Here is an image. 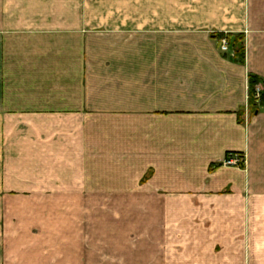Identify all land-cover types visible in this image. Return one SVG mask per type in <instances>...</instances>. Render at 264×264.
Returning <instances> with one entry per match:
<instances>
[{
  "label": "crops",
  "instance_id": "obj_1",
  "mask_svg": "<svg viewBox=\"0 0 264 264\" xmlns=\"http://www.w3.org/2000/svg\"><path fill=\"white\" fill-rule=\"evenodd\" d=\"M142 2L0 0V264L264 256V0Z\"/></svg>",
  "mask_w": 264,
  "mask_h": 264
},
{
  "label": "rangeland",
  "instance_id": "obj_2",
  "mask_svg": "<svg viewBox=\"0 0 264 264\" xmlns=\"http://www.w3.org/2000/svg\"><path fill=\"white\" fill-rule=\"evenodd\" d=\"M139 1V3L140 2H142V0H138ZM90 3H91V1H90ZM93 3V2H92ZM143 4V2L140 4V5H142ZM108 33L109 34H111V31H107L106 33H105V35H108ZM143 35V34H142ZM263 86H262V84H259L256 88H255V98L256 99H259L260 98V96H261V94L263 93ZM257 91H258V93H257ZM231 156H232V154H229V155H226V158L224 159V161L226 160V159H231ZM234 157H235V159L237 160V164H236V167H226V168H230V169H236V170H241V169H244V166H245V159H244V157L243 156H241V155H233ZM224 161H223V165H224ZM223 167H225V166H223ZM250 176V175H249ZM258 176V183L259 182H261L262 183V188H260L259 189V192H258V190H256L257 192H255V191H253V193L256 195V196H254V197H258L259 198V200H261V204H263V198H264V175H261V174H258L257 175ZM252 190H254V189H252ZM261 190V191H260ZM225 192H228V190L227 191H225ZM246 196V195H245ZM246 197H252V195H248V196H246ZM263 206V205H262ZM211 208H209V209H213V207L212 206H210ZM67 207H61V206H58L57 207V211H58V213H62V214H64L65 213V209H66ZM80 208V207H79ZM89 208V212L90 213H96V212H102V213H100V214H103V215H106L107 216V214H109V213H111L112 212V210H114V208L115 207H105V206H89L88 207ZM106 210H108V211H105V209ZM195 208L198 210L199 208L201 209V211H202V208H204V207H200V206H195ZM250 209V207L249 206H247V205H245V212H246V216H247V210H249ZM109 212V213H108ZM246 219H247V217H245ZM249 218V222H248V220H247V224H249V231H250V237H249V243H248V245L250 246L249 248L251 249V246H254L255 244V242H253V240L254 241H257L258 239H260V238H257L256 237V235L255 236H253L252 235V230H254V229H256L255 227H256V224L254 225L252 222H251V217H248ZM245 219V220H246ZM258 220V223L257 224H259V220L261 221V223L262 222H264L263 220L264 219H262V218H260L259 219V217L255 220V221H257ZM197 224L198 223H200V221L197 219ZM208 225V227H209V223H208V221H206V226ZM254 228V229H253ZM244 264H264V256L263 255H258V254H251L250 252H249V254L247 255V257H246V259L244 260Z\"/></svg>",
  "mask_w": 264,
  "mask_h": 264
},
{
  "label": "trees",
  "instance_id": "obj_3",
  "mask_svg": "<svg viewBox=\"0 0 264 264\" xmlns=\"http://www.w3.org/2000/svg\"><path fill=\"white\" fill-rule=\"evenodd\" d=\"M227 39L229 38L227 37ZM233 44H234L233 48L235 49V54L241 60L243 57V53H242V46H241L242 41L240 37H237L234 40ZM259 84H262L264 88V82L262 81V79L256 76L249 77L248 103H249V113L250 114H253L255 111H257L259 107H264V89H263V93L261 94L260 98L259 99L255 98V88Z\"/></svg>",
  "mask_w": 264,
  "mask_h": 264
},
{
  "label": "built area",
  "instance_id": "obj_4",
  "mask_svg": "<svg viewBox=\"0 0 264 264\" xmlns=\"http://www.w3.org/2000/svg\"><path fill=\"white\" fill-rule=\"evenodd\" d=\"M221 50L223 52L228 51V43L226 42V40H222V42H221ZM257 93H258V91H257ZM235 157L232 155L231 159H226L224 161V166L225 167H236L237 160L235 159Z\"/></svg>",
  "mask_w": 264,
  "mask_h": 264
}]
</instances>
